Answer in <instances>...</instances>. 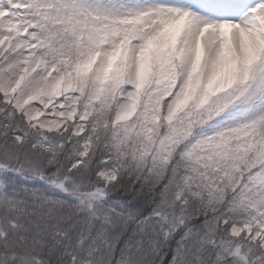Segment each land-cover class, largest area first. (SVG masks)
<instances>
[{"label":"snow or ice","instance_id":"obj_1","mask_svg":"<svg viewBox=\"0 0 264 264\" xmlns=\"http://www.w3.org/2000/svg\"><path fill=\"white\" fill-rule=\"evenodd\" d=\"M0 264H264V0H0Z\"/></svg>","mask_w":264,"mask_h":264}]
</instances>
